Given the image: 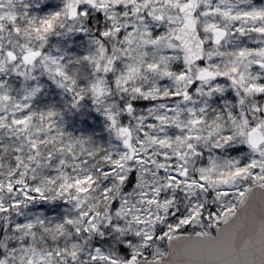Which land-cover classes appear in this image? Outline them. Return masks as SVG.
Masks as SVG:
<instances>
[{"label":"snow or ice","instance_id":"obj_1","mask_svg":"<svg viewBox=\"0 0 264 264\" xmlns=\"http://www.w3.org/2000/svg\"><path fill=\"white\" fill-rule=\"evenodd\" d=\"M0 264H264V0H0Z\"/></svg>","mask_w":264,"mask_h":264}]
</instances>
